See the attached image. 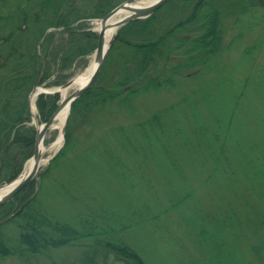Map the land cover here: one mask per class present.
Masks as SVG:
<instances>
[{"label": "rangeland", "instance_id": "374dc122", "mask_svg": "<svg viewBox=\"0 0 264 264\" xmlns=\"http://www.w3.org/2000/svg\"><path fill=\"white\" fill-rule=\"evenodd\" d=\"M13 1L19 9L22 8L20 14H17L18 8L14 11L15 8L6 3L0 7V105L8 99L25 102L37 78L42 79L45 56L43 52L38 54L37 48L35 53L39 56L36 63L25 59L24 65L19 67L18 61L21 58L17 59L16 64L14 62L19 54H34L33 48L34 45L37 47L40 32L44 34L51 30H62V27L53 28L47 25L52 20L48 17V11L54 4L56 6L61 3L57 13H62V20L69 19L68 26L77 27L80 23L84 26L81 29L95 30L99 19L94 17L100 15L91 14L115 0H51L48 10L40 12L43 23H36L33 16L41 9L43 1ZM124 1L116 0L113 5L117 6ZM225 1H215L221 11L226 5ZM231 11L242 17H225V20L230 21L225 26V49L202 68L200 74L195 77H181L173 88L165 87L137 97L132 110H119L111 106V110L96 119H78L73 125L72 145L64 157L67 160L44 179L41 175L48 170L55 152L64 146V140L59 148L50 149L42 155L33 181L35 189L40 186L41 190L46 185H51L54 190L53 198L50 197L51 193L47 194L43 206L54 212L56 218L75 225L81 234L88 237L81 238L72 245L47 249L43 254L29 255L24 259L19 256L0 258V264H104L103 255L95 250L100 249L99 242L110 240L112 236L107 234L96 238L94 223L96 231L104 228L116 229L119 225L133 222L136 219V210L152 214L157 219L145 230L128 229L122 233L115 231L114 235L118 233L121 239L138 249L139 244H143L152 256L150 264H264V175L256 177L257 172L253 168L247 183L248 188L245 187L242 179L238 177L242 176L240 170L234 166L237 161L233 162L231 158L232 154L241 149V143L244 152L240 157L251 151L259 157L258 167L264 168V84L261 82L264 80V9L255 4L254 9L244 12L238 5H234ZM78 15L81 17L79 21L75 20ZM12 45L17 48V52L5 62L6 56L15 51L14 47L11 51ZM93 55L94 52L76 58L69 68L58 74L55 66L52 67L47 78L42 80L43 85L39 87L50 90L61 86L81 74L93 61ZM15 68H19L21 76L26 75V72L33 73L30 81L18 88L20 91L17 94L20 97L8 92L12 87L18 86L13 73ZM218 87H222L223 93L228 96L227 111L221 105ZM73 90L72 86L64 90L65 96ZM205 92H209L216 101L214 105L208 101V95L205 97ZM238 92H243L240 99L237 97ZM23 95L26 96L25 101ZM193 102H196L195 109L212 130H216L215 120L226 123L215 145L225 142L226 154L232 161L229 171L235 170L232 176L220 181L219 173H215L210 180L205 181V174L213 173L214 164L204 147L195 142L197 155L193 156L199 159L200 164L195 158L189 161L187 153L179 154L170 150L176 160L174 166L183 173V184L180 183L179 176L172 174L167 155L160 153L158 148L154 149L157 156L155 161L147 155L146 166L143 167L146 168L144 178L138 170L131 167L130 181L124 183L114 179L108 169V157L99 149L108 128L119 124L130 126L173 104L176 105L175 118L179 119L181 116L182 120H188L189 115H186L184 109L186 104ZM32 112L36 117L35 104ZM34 123L32 120L27 124ZM36 123L41 124L38 119ZM59 133V129L53 124L45 133L44 145L52 144ZM190 138L195 139L196 136L191 134ZM107 141L114 143L113 139ZM255 145L258 146L254 147ZM254 148L256 149L253 150ZM215 150L217 151L216 147ZM115 153L123 157L120 151ZM0 172V180L10 174L7 165ZM183 186L192 188L194 198L182 207H172L175 201H170V198L176 197ZM153 197L157 200L155 206L152 204ZM51 200H56L57 203L52 204L53 208L50 205L47 208L46 205ZM193 205H196L197 220L205 215L195 225L191 218ZM220 218L225 220L226 228L219 233L216 231V220ZM219 238L225 240V253L220 255L217 246ZM108 263L121 264L113 256Z\"/></svg>", "mask_w": 264, "mask_h": 264}, {"label": "trees", "instance_id": "16d2710c", "mask_svg": "<svg viewBox=\"0 0 264 264\" xmlns=\"http://www.w3.org/2000/svg\"><path fill=\"white\" fill-rule=\"evenodd\" d=\"M37 1H43L42 7L33 16L36 23H43L40 12L48 10L51 0ZM215 1L219 2L220 0H169L150 17L131 21L118 29L94 85L71 104L70 114L65 125L64 146L52 159L48 170L41 175L42 179L47 175L49 176L52 170L64 165L67 160L64 157L73 142V125L78 119L82 121L96 119L98 116L104 115L106 111L111 110L109 108L111 106L119 110H132L134 100L137 97L165 87L173 88L175 82L181 77H195L200 74L202 68L225 49V26L226 22L230 24V21L225 20V17L231 19L235 15L232 13L231 7L238 5L239 9L246 12V8H254L255 4L260 3V0H226L224 10L221 11L216 6ZM3 3L15 8L14 11L19 7L13 0H0V7L3 6ZM60 8L61 3L56 6L54 4L52 9L48 11V17L52 20L47 22V25L53 28L62 27V30H54L44 34L40 32L37 37L38 42H40L38 52L40 54L43 52L45 56L42 80L47 78L52 67L57 65L59 72H62L69 68L71 62L76 58L90 54L97 43V34L83 31L81 24L77 27H67L69 19H61V12L57 13ZM21 10L22 8L17 14H20ZM105 11V8H101L91 15L101 16ZM79 18H81L80 15L75 17V20H79ZM13 47L15 51H12ZM35 49L36 45L33 48L34 54L27 52L19 54L14 64L18 58H21V61H18L19 67L24 65L25 59L36 63L39 55L36 56ZM11 51L6 56L5 62L17 52V48L12 45ZM13 70L18 86L12 87L8 92L10 95L20 97L17 94L20 91L18 88L26 85L33 73L26 72V75L21 76L19 68ZM249 79L251 80V78ZM261 82L264 84V80ZM221 88L218 87L222 99L221 105L227 111L229 99ZM242 93H237L238 99ZM204 95L205 97L208 95V101L213 105L215 104L216 101L209 92H205ZM25 98L26 96L23 95L24 101ZM4 101L0 105V149L2 144L8 145L3 152L0 150V155L2 154L0 166L7 165L10 172L8 178H3V180H12L20 172L22 163L32 155L35 128L27 124L30 122V117L26 110V101L22 103L19 99ZM57 101V94H41L38 97L36 109L39 121H46L49 118L56 108ZM186 105L184 110L186 115H189L188 120H182L181 116L179 119L175 118L176 105L173 104V106L170 105L130 126L119 124V126L108 128L105 131L99 149L103 155L108 157V169L114 179L124 183L130 181L131 167L138 170L141 177L144 178L146 168L143 169V167L146 166L147 155L149 154L155 161L157 156L154 149L158 148L161 150L160 153L167 155L171 162L172 174L179 176V181L183 184L181 177L183 173L174 166L176 160L170 150H175L174 152L179 154L187 153L190 157L189 161L195 158L200 164L199 159L193 156L197 155L195 142L204 147L214 164L213 173L205 174V181L210 180L215 173H219L220 181H225L228 176L234 174L235 170L229 171L232 161L226 154L225 142L215 145L219 139V133L224 131L226 123L223 120H215L216 130H212L195 109L196 102ZM191 134L196 138L191 139ZM107 139H113L114 143H109ZM239 146L241 149L232 154L231 158L233 162L237 161L234 166L240 170L242 175L237 176L248 188L247 183L251 177L252 169H256V177L259 178L262 174L264 175V168L258 167L260 165L257 163L259 157L253 155L251 151L240 157L244 150L241 143ZM183 150L187 152H183ZM115 151H120L123 157L117 155ZM18 160L20 162H17ZM74 164L78 166L77 162ZM141 169L143 170L141 171ZM49 193H51L50 197L53 198L54 190L51 185H46L44 189L40 190V186L35 189L34 182L30 181L13 200L0 206V258L19 256L24 259L29 255L43 254L52 248L72 245L81 238L88 237L81 234L75 225L61 221L55 217L54 212H50L43 206L44 199L46 200ZM193 198L194 191L192 188L183 186L181 192L176 197H171L170 201L172 199L175 201L172 207L178 205L182 207L188 201H192ZM156 201L153 197V206L156 205ZM56 203V200H51L46 206L49 208L50 205L53 208L52 204L56 205ZM195 209L196 205H193L191 218L194 225L196 221L203 220L205 217L203 215L197 220ZM134 216L136 219L133 222L128 223V225H119L116 229L104 228L96 231V223H94L93 229L96 238L99 239L100 236L107 234L112 236L110 240H104L103 243L99 242L100 249L95 250L103 255L104 264H109L108 261L111 256L121 264H150L149 260L152 259V256L143 244H139V250L133 244L130 245L123 238L121 239V235L118 233L114 235L115 231L122 233L128 229L145 230L148 225L153 224L154 219H157L152 214L148 215L146 212L138 210ZM239 221L241 222L240 218ZM224 228H226L225 220L223 218L217 219L216 231L220 233ZM116 235L118 236L116 237ZM217 246L218 254H224L225 240L219 238Z\"/></svg>", "mask_w": 264, "mask_h": 264}, {"label": "water", "instance_id": "95a60500", "mask_svg": "<svg viewBox=\"0 0 264 264\" xmlns=\"http://www.w3.org/2000/svg\"><path fill=\"white\" fill-rule=\"evenodd\" d=\"M131 1L132 0H126L123 4H120L119 6L115 7L102 18L100 30L98 32L97 47H96V51L94 55V61L96 62V68L93 74L91 75L89 80L84 85L80 86L77 90L72 92L70 95L60 100L55 111L52 113V115L49 117V119L46 122H44L41 126H35L36 135H35L34 150H33V155H32L33 165L26 174H22L21 177L17 178L13 182L9 184H0V188L5 187L6 185H9V188L5 191V193L0 196V205L9 202L16 194H18L24 188V186L37 173L39 165H40V160H41V153L39 152V146L43 144L45 132L52 126L61 108H63L64 106H67L69 110L71 103L78 96H80L83 92L89 89L94 83L99 73V70L101 68V65L104 61V58L107 54V51L112 43V39L108 42V44L105 43V30L108 27L107 21L121 9L129 11L128 15L118 19L112 24V29L113 28L116 29L131 20L148 17L155 10L161 7L167 0H155L152 4L148 6H134L131 4ZM71 82H72L71 80L68 81L67 83L60 86L59 89L57 90L43 91V92L51 93V94L59 93L61 90H64L67 87H69ZM35 90L36 88H33L31 94ZM27 109H28V112L31 114L32 118H34L33 113L31 112L30 99L27 104ZM64 130H65V124L61 128V132H60L61 139L63 138Z\"/></svg>", "mask_w": 264, "mask_h": 264}, {"label": "bare ground", "instance_id": "6f19581e", "mask_svg": "<svg viewBox=\"0 0 264 264\" xmlns=\"http://www.w3.org/2000/svg\"><path fill=\"white\" fill-rule=\"evenodd\" d=\"M154 1L155 0H144V1L138 2V5H148V4H150V3L154 2ZM126 13H127V11L120 10L116 15H114L112 18L109 19L108 24L111 25L117 18H119L120 16H122V15H124ZM113 32L114 31H113L112 28H110L109 30H107L106 35H105V41H106V43L111 38ZM95 68H96V62L95 61L90 62L89 65L84 69V71L81 74H79V75H77V76H75L73 78L72 87L74 89H76V88L84 85L89 80V78L91 77V75L93 74ZM41 90H42L41 88H37L35 94L31 97V102H33V100H34V98L36 96V93L37 92H40ZM61 97L62 98L65 97V92L64 91H61ZM68 112H69L68 107L67 106H64L63 108H61L60 112L58 113L57 118H56V120L54 122V125L59 130L63 126V124H64V122H65V120L67 118ZM61 143H62L61 136L59 135L52 144H50L48 146L40 145L39 146V152L41 153V155H43L48 150L59 147L61 145ZM32 165H33V159L30 158L25 163L24 171H23L22 174H26L31 169ZM8 188H9V185H6L5 187L0 188V196L2 194H4L5 191Z\"/></svg>", "mask_w": 264, "mask_h": 264}]
</instances>
